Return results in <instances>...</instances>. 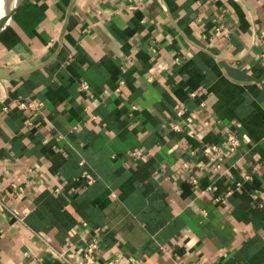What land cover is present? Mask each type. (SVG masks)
I'll return each instance as SVG.
<instances>
[{"label": "crops", "instance_id": "0c3cea01", "mask_svg": "<svg viewBox=\"0 0 264 264\" xmlns=\"http://www.w3.org/2000/svg\"><path fill=\"white\" fill-rule=\"evenodd\" d=\"M0 264H264V0H24Z\"/></svg>", "mask_w": 264, "mask_h": 264}, {"label": "built area", "instance_id": "2783aa9c", "mask_svg": "<svg viewBox=\"0 0 264 264\" xmlns=\"http://www.w3.org/2000/svg\"><path fill=\"white\" fill-rule=\"evenodd\" d=\"M88 84L84 83L83 84V88H87ZM193 94H196V92H194ZM33 105V104H31ZM226 143L228 146V149L230 152L235 151L241 144V140L238 137L237 133L234 131H230L227 134L226 137ZM218 145H212L211 146V150L212 151H216L218 150ZM194 182H197L196 179H194ZM100 242H101V237L97 234H94L92 236H90V238L87 239L86 241V246L83 250V255L86 257H91L93 255H95L97 253V251L100 249ZM57 254H59V256L65 257L66 252L65 251H56Z\"/></svg>", "mask_w": 264, "mask_h": 264}, {"label": "water", "instance_id": "95a60500", "mask_svg": "<svg viewBox=\"0 0 264 264\" xmlns=\"http://www.w3.org/2000/svg\"><path fill=\"white\" fill-rule=\"evenodd\" d=\"M24 0H6L0 12V27L12 16Z\"/></svg>", "mask_w": 264, "mask_h": 264}, {"label": "bare ground", "instance_id": "6f19581e", "mask_svg": "<svg viewBox=\"0 0 264 264\" xmlns=\"http://www.w3.org/2000/svg\"><path fill=\"white\" fill-rule=\"evenodd\" d=\"M6 0H0V12L2 11L3 7H4V3Z\"/></svg>", "mask_w": 264, "mask_h": 264}]
</instances>
